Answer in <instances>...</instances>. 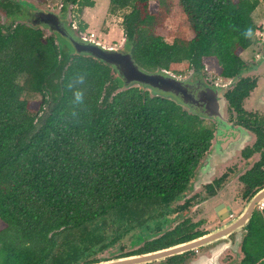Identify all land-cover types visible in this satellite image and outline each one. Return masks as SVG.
I'll list each match as a JSON object with an SVG mask.
<instances>
[{
  "label": "trees",
  "instance_id": "16d2710c",
  "mask_svg": "<svg viewBox=\"0 0 264 264\" xmlns=\"http://www.w3.org/2000/svg\"><path fill=\"white\" fill-rule=\"evenodd\" d=\"M108 2L111 13L127 11L123 44L140 68L171 72L186 63L198 78L209 71L223 80L245 71L242 53L258 30V0H177L193 37L171 43L158 30L173 0ZM69 5L80 12L94 1L62 0L61 12ZM19 13L16 0H0V264H91L195 239L179 226L145 241L182 209L172 204L191 188L214 125L174 100L125 88L109 65L33 26L31 14L29 23L2 22ZM86 29L81 23L79 32ZM80 74L85 83L75 85ZM70 84L84 91L83 104L74 103ZM254 86L243 77L227 90L229 111L243 113ZM256 145L264 147L261 132ZM248 177L246 197L264 184V176ZM113 218L116 230L106 226ZM246 225L238 264H264V206Z\"/></svg>",
  "mask_w": 264,
  "mask_h": 264
},
{
  "label": "water",
  "instance_id": "95a60500",
  "mask_svg": "<svg viewBox=\"0 0 264 264\" xmlns=\"http://www.w3.org/2000/svg\"><path fill=\"white\" fill-rule=\"evenodd\" d=\"M31 24L43 28L49 33L59 34L70 43L77 54L93 57L109 65L122 80L125 88L141 87L149 89L156 96L174 100L190 113L203 119L216 121L215 140L217 142H214V146L209 150L210 154L207 153L203 159L195 181H199L201 175L206 174L213 154L222 155L228 150L240 147L244 142L246 136L244 138L242 131L239 128L231 127L224 120L223 105L225 90L233 87L241 78L245 77L247 70L242 71L234 78L228 79L229 82L225 84L215 83L209 85L201 79L184 80L166 70L148 72L140 68L129 53L121 52L119 47H109L92 38L76 35L75 28H71L67 22L60 20L58 14L51 11L35 10L31 14ZM236 144L238 145L234 146ZM193 186H195V182ZM263 204L264 187L248 201L243 213L237 219L210 234L158 251L102 260L91 264H150L196 250L219 240L223 236H227L240 226L246 225L255 209Z\"/></svg>",
  "mask_w": 264,
  "mask_h": 264
},
{
  "label": "flooded vegetation",
  "instance_id": "af4514ba",
  "mask_svg": "<svg viewBox=\"0 0 264 264\" xmlns=\"http://www.w3.org/2000/svg\"><path fill=\"white\" fill-rule=\"evenodd\" d=\"M259 34L261 37V42L259 43V54H255L253 57H251L253 63H245L244 67V70L247 71L253 68H258L256 71H253L244 77L248 79L249 84L255 83L254 88L242 102V108L244 112L238 114L229 111L227 102L225 101L227 110L226 119L229 125L235 129L239 128L241 131L250 136V140L246 142L244 147L238 152V159L235 158L233 160V163L236 166L230 164V161L226 162V164H221L222 170L219 171V168L221 167L219 166L218 170L216 169L213 175L210 177L209 182H207L197 194L195 193L187 198L186 194L190 190L189 189L185 194H183V197L179 201L172 204L173 209L177 207H182V209H179L178 213L174 214L175 216L173 215L174 218H172L173 216L171 217L172 221H170L169 225L166 226L159 235L151 236L145 241L152 242L164 232L173 230L179 226L182 230L189 232V234L196 235L195 238H198L210 234L211 232L216 231L218 228L233 222L240 214L234 215L233 209H231L229 203L226 202L228 201V198H224V191L226 190V186L230 181L232 172L233 174L235 172L238 173L236 180L242 186V197L246 200L245 202H248L253 194L264 187L263 184L262 187L253 189V193H251L250 196H244L249 188L243 178L248 176L250 177L252 174H259L261 177L264 176V147L261 146L257 148L256 145L257 132H261L264 135V88L262 89L263 92L261 90L257 95L258 88L260 87L261 83L264 82V60L260 65L258 64L262 57L264 59V26L262 27L261 32L259 30ZM215 128L216 127L214 125V129ZM213 140H215V133ZM261 206H264V204ZM201 209H203L204 212H208L207 215H211V218L208 219L207 216L202 217L200 213V216L197 220H191V214L197 213ZM257 209L258 207L255 209V211ZM203 210L201 211L203 212ZM247 226L248 225L240 226L227 236H223L215 242L196 249V252H194L195 250L189 251L181 255L166 258L162 261L153 262V264H193V261L198 255H205L211 248L214 247L217 248V255L223 253L220 264H224V262L225 264H230V258L238 257V255L241 254L243 255V242L246 234L248 233V230L246 229ZM141 245H143V243H141ZM219 245H222V247H217ZM168 247H159L155 251Z\"/></svg>",
  "mask_w": 264,
  "mask_h": 264
},
{
  "label": "rangeland",
  "instance_id": "374dc122",
  "mask_svg": "<svg viewBox=\"0 0 264 264\" xmlns=\"http://www.w3.org/2000/svg\"><path fill=\"white\" fill-rule=\"evenodd\" d=\"M16 1L18 2L19 7H20V13L10 19L2 18V22L6 25L10 24L11 21H20L23 23H29L30 22L29 14H32L35 10H41L44 12L51 11L55 14H58L59 18H61L62 21L67 22L71 28H75L74 32L76 35H82L88 38H92L101 44H104L106 46L119 47L121 52H127V49L124 47V44H123V32L121 28L122 16L127 11H116L115 13H111L109 11L108 0H93L94 6L92 8L84 7L80 12L78 11L77 6L69 5L66 7L65 13L61 12L62 0H43V1L42 0H16ZM173 1H174V7L171 11L169 18L166 20L164 27L158 30V34L161 35L162 38L168 43H171L173 39L179 38V37L186 38V39H191L193 37V34L189 29L186 18L177 4V0H173ZM258 1H259V5L252 14V18L255 24L257 25L258 30L255 34L253 44L242 53L243 60L245 61V63H248V64L253 63V60H251L252 59L251 57H253L255 54H259V45H260L259 43L261 42V37L259 36L260 35L259 30L261 32L262 27L264 26V0H258ZM150 10L151 12H156L157 3L155 1H150ZM81 23H84L87 25V29L84 32H79V26ZM41 29L43 30L45 35L51 34L49 33V31L43 28ZM263 60L264 59L262 57L259 60L258 64L262 62ZM257 69L258 68H253L249 70L245 74V76H247L249 73H252L253 71H256ZM171 73L175 74L176 76L181 77L184 80H195L196 78L201 79L202 81H204L205 83L209 85L215 84V83L225 84L229 82L228 80H223L221 78L216 77V75L213 72H209V71H204L203 77L198 78L192 75V71H190L187 68L186 63L173 66ZM22 80L23 79H21L20 81ZM263 88H264V82H262L260 87L258 88L257 95ZM229 89H226L225 92ZM146 90L150 91L149 89H146ZM30 101H31V110L36 111L39 106L40 97L34 96L31 98ZM226 113H227L226 102H224L223 118L227 122V124H229L226 119ZM204 120L207 123L214 124L215 127H217L216 121H212L209 119H204ZM242 135H244V138L246 136V138L245 139L243 138L244 142L240 145V147L234 150H228L227 152L219 156L213 154V156L211 157L212 161L210 162V165L206 171V174L201 175V178H199V181L198 180L195 181V179L193 180L191 188L186 194L187 198L192 196L195 193L197 194L199 190L207 182H209L210 177L213 175L216 169L218 170L221 164H226V162L230 161V164L234 165L233 160L235 158L238 159L237 157L238 152L244 147V144L250 140V136L247 135L245 132L242 131ZM214 142L215 140L212 141L211 147L214 146ZM238 144L234 146H237ZM214 148L216 149V147ZM208 154L210 153L208 152ZM221 170H222V166L219 168V171ZM232 174L233 172L231 173L230 181L226 186V190L224 191L225 192L224 198L226 199L228 198V201L226 202L229 203V205L231 206V209H233L234 215L235 214L241 215L244 209L246 208L248 202H245L246 200L242 197V186L236 180V176L238 175V173L235 172L233 175ZM194 182H195V186H193ZM262 208L263 206L258 207L259 210H261ZM201 210H199L197 213L191 214L192 216L190 217V219L197 220L200 216L199 215L200 213L202 217L207 216L208 219L211 218V215L209 216L207 215L208 212H204V210L202 212ZM190 213H193V212H190ZM174 216L172 218H174ZM115 219L116 218L109 220L106 226L111 227L112 230L114 229L116 230L118 226H117V223H115ZM122 239L128 240L130 239V235L128 236L127 234ZM130 246H129V250H133L130 248ZM194 252H196V250ZM242 256L243 255L241 254V255H238V257L230 258L229 263L238 264ZM150 264H153V263H150Z\"/></svg>",
  "mask_w": 264,
  "mask_h": 264
},
{
  "label": "clouds",
  "instance_id": "9594fccd",
  "mask_svg": "<svg viewBox=\"0 0 264 264\" xmlns=\"http://www.w3.org/2000/svg\"><path fill=\"white\" fill-rule=\"evenodd\" d=\"M246 38H251V30L247 29L244 32ZM86 74H80L75 78V85H83L85 83ZM75 85L70 84V88H74L73 91V100L76 104L84 103V91L80 88H76ZM217 247H222L219 245ZM217 255V248H211L209 252L205 255H198L197 258L193 261V264H220L221 256Z\"/></svg>",
  "mask_w": 264,
  "mask_h": 264
},
{
  "label": "crops",
  "instance_id": "0c3cea01",
  "mask_svg": "<svg viewBox=\"0 0 264 264\" xmlns=\"http://www.w3.org/2000/svg\"><path fill=\"white\" fill-rule=\"evenodd\" d=\"M104 45V44H103ZM110 47V46H109Z\"/></svg>",
  "mask_w": 264,
  "mask_h": 264
}]
</instances>
